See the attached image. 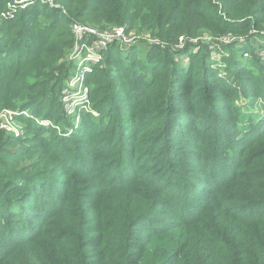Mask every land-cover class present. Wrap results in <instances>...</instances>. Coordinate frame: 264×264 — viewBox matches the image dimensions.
I'll list each match as a JSON object with an SVG mask.
<instances>
[{
    "label": "trees",
    "instance_id": "1",
    "mask_svg": "<svg viewBox=\"0 0 264 264\" xmlns=\"http://www.w3.org/2000/svg\"><path fill=\"white\" fill-rule=\"evenodd\" d=\"M18 1L0 0V102L39 85L30 109L57 123L74 25L152 43L114 40L83 73L82 135L0 130V264H264V0Z\"/></svg>",
    "mask_w": 264,
    "mask_h": 264
},
{
    "label": "rangeland",
    "instance_id": "2",
    "mask_svg": "<svg viewBox=\"0 0 264 264\" xmlns=\"http://www.w3.org/2000/svg\"><path fill=\"white\" fill-rule=\"evenodd\" d=\"M44 1V0H40ZM20 3V2H19ZM30 1H26L21 3L22 7L26 6ZM13 5V4H12ZM15 7V6H14ZM13 6L10 9L14 8ZM81 27H88L90 29H96L99 31V33L105 31L106 28H104L101 25H91V24H85ZM98 39V37H95ZM132 39L135 41V46L141 47V52L136 51V55L140 56L145 53V50L147 49L146 45H141L142 43H152L149 39H145L144 37L135 36V38L132 37ZM143 40V42H141ZM182 38H180V41ZM243 40V39H241ZM260 41V39H257V42ZM221 42L227 43V39L223 38L221 39ZM130 43L123 44L120 42L121 46H127ZM263 45V44H261ZM129 47V46H128ZM139 47V48H140ZM257 47H264V46H257ZM122 49H127L125 47H121ZM220 48L219 50L212 51L210 54V60L214 62L213 68L214 69H220L223 67V62L220 59L222 56L227 55V51H224L223 45L220 44L218 46ZM240 49V52L242 54V57L244 59H247L249 55H247L245 52L247 49L245 48V45H240L237 47ZM252 50H255L253 47ZM73 52L68 53L64 58L63 61H72L71 63V69L72 73L70 76V80L68 86L63 90H61V93L55 91L54 94L57 97H60L62 108L64 110V113L66 115L68 125H65L63 122H55L52 119L49 120L45 118L43 115L38 116L37 114L33 113L30 109L32 106V101H35V99L38 97L39 93L42 91L41 86L36 85L32 90L26 91L25 93L15 96L11 98L7 103L0 102V130H3L7 135L9 136H16L22 139L24 144L30 143L28 140L32 139L37 141L36 144L38 146H42L44 141L39 140L37 138L38 132H34L33 126L34 125H43L44 129L48 128L50 133L55 132L56 134L65 135L66 137L71 136V134L74 131H80V134L83 133V122L88 120H94L95 118H100V114L93 110L92 106L87 104V98L90 95L89 87L92 85V83H88L86 81V78L82 73L89 72L92 70L93 63H96L93 59H90L87 57L85 53H76L73 55ZM264 54L263 52H260V55ZM100 60V59H99ZM187 66V64H185ZM220 76H223V72L220 74ZM124 83V81L122 82ZM129 89H132L135 87V85H128ZM139 91L142 90L141 86L138 88ZM132 91V90H131ZM253 90L250 94V96L254 95ZM235 102L240 106H246L248 98L244 95L242 90L237 87V94L235 95ZM260 106L264 107V99L258 98L257 99ZM246 113L254 112L255 110H248V108L243 109ZM11 113V114H7ZM70 122V123H69ZM84 122V123H86ZM64 129V130H63ZM82 135V134H81ZM52 142L55 144L56 141L53 139ZM39 149L37 154L38 156H28L25 157V160L22 161L23 167H29V165L36 160L42 153H44V149ZM36 154V155H37ZM80 162L84 163L85 160L84 157H86L85 152H81ZM35 157V158H34ZM93 158L88 159L89 162H92ZM96 168V167H95ZM46 169V168H44ZM98 172L99 175L107 174L110 171V168L107 166L97 167L94 169ZM92 170V171H94ZM68 172V171H67ZM30 172L27 171L26 174H29ZM62 174V173H61Z\"/></svg>",
    "mask_w": 264,
    "mask_h": 264
},
{
    "label": "built area",
    "instance_id": "3",
    "mask_svg": "<svg viewBox=\"0 0 264 264\" xmlns=\"http://www.w3.org/2000/svg\"><path fill=\"white\" fill-rule=\"evenodd\" d=\"M31 0H19L18 2L23 3ZM13 5L9 4V8ZM75 39L77 45L74 48L73 55L76 53H85L88 58L93 59L95 62L99 61L102 58V51L109 45L110 42L118 40L123 44L131 43L133 41L132 37L127 35L123 27H116L113 29H105V31L99 33L96 29H90L88 27H81L80 25H74L73 27ZM94 35L98 39L94 40L92 43L81 42L83 41V36ZM129 45V44H128ZM83 74V73H82ZM71 81V80H70ZM7 114H11L8 113Z\"/></svg>",
    "mask_w": 264,
    "mask_h": 264
}]
</instances>
